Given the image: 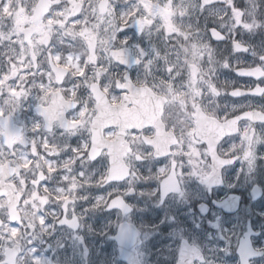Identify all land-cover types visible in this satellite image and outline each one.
<instances>
[{
    "label": "snow or ice",
    "instance_id": "obj_1",
    "mask_svg": "<svg viewBox=\"0 0 264 264\" xmlns=\"http://www.w3.org/2000/svg\"><path fill=\"white\" fill-rule=\"evenodd\" d=\"M243 5L0 0V264H50L43 238L58 225L82 239L94 210L115 211L113 231L134 248L147 229L130 219V197L190 203L189 182L211 195L229 166L239 174L264 160V46L242 39L264 31V0ZM245 54L252 60L234 59ZM221 70L251 82H218ZM90 186L110 190L88 200L80 193ZM197 209L163 220L184 228L170 241L175 264H213L202 241L218 252L220 240L231 243V218ZM238 251L250 264L247 235Z\"/></svg>",
    "mask_w": 264,
    "mask_h": 264
},
{
    "label": "flooded vegetation",
    "instance_id": "obj_2",
    "mask_svg": "<svg viewBox=\"0 0 264 264\" xmlns=\"http://www.w3.org/2000/svg\"><path fill=\"white\" fill-rule=\"evenodd\" d=\"M241 6L243 0H240ZM260 47L264 46V35ZM223 45H221L222 47ZM244 56L247 57L245 54ZM234 59L247 58L242 56ZM235 81L237 85L248 84L251 81L239 78L234 72L221 70L219 81ZM247 98L225 97L221 103H239ZM257 103H260L256 100ZM239 138H237V143ZM228 147L227 144L224 145ZM258 152L264 153V144L259 145ZM240 164L229 166L224 173L225 185L212 190L211 195L198 187L196 183L189 182L187 187L192 197L190 203L171 202L153 205L147 197L129 198L130 206H138L130 219L136 225L147 229L144 231L135 247L125 245L118 234L113 231V225L117 218V213L110 214L103 210H94L84 217V227L81 229L82 239L77 240L67 228L58 225L53 227L52 232L45 236L38 245L41 255L46 254V259L50 264H175V245L170 243L180 238V233L184 228H170L163 222L169 214H180V219L184 220L183 214L191 207L197 211V205L206 204L211 211L209 217L214 214L231 218L232 240L229 244L220 240L219 244L224 246L223 252H218L215 241H202L206 251L213 257V264H241L238 243L247 235L250 246L255 253L250 264H264V160H256L251 170H245L237 174L236 169ZM141 173L147 175V166L141 168ZM238 177L233 182V178ZM55 183V181H53ZM233 183L229 187L228 184ZM259 187V194L255 197L252 194V187ZM123 190V185L119 186ZM155 187V182L141 183L140 189ZM110 189L87 187L81 191V195L92 200L94 197L103 195ZM213 201L221 205L218 211ZM83 207H88V201H80L77 205L79 211ZM52 211H58L55 205L51 206ZM48 223L53 224L52 217L48 218ZM192 221L189 220L185 227H190ZM151 226V227H149ZM207 228V224L204 225ZM107 234V235H105ZM51 242V249L49 243Z\"/></svg>",
    "mask_w": 264,
    "mask_h": 264
},
{
    "label": "rangeland",
    "instance_id": "obj_3",
    "mask_svg": "<svg viewBox=\"0 0 264 264\" xmlns=\"http://www.w3.org/2000/svg\"><path fill=\"white\" fill-rule=\"evenodd\" d=\"M201 22L203 23V20ZM210 22H211V20L209 19V23ZM258 34H259V31L256 32L255 34H251V35L245 33L243 35L242 39H244L246 42H249V43L255 45L257 48H260V44L259 43H261L263 32L261 31V33L259 35ZM243 57L247 58L248 60H251L252 59V57H251L250 54L247 55V57L246 56H242V58Z\"/></svg>",
    "mask_w": 264,
    "mask_h": 264
}]
</instances>
